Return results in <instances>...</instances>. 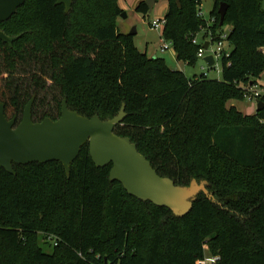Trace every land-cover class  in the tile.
Segmentation results:
<instances>
[{
    "label": "trees",
    "instance_id": "1",
    "mask_svg": "<svg viewBox=\"0 0 264 264\" xmlns=\"http://www.w3.org/2000/svg\"><path fill=\"white\" fill-rule=\"evenodd\" d=\"M56 1L26 0L0 25L18 37L12 47L0 41L8 75L26 59H49L61 99L56 116L38 117L33 104L34 122L57 120L64 100L71 111L103 121L124 107L115 133L175 184L207 181L213 200L201 193L187 215L175 217L111 183V165L97 168L87 144L68 176L57 162L13 165L14 174L0 168V264H196L206 255L219 257L217 264H264V109L247 116L229 106L264 72V0H214L212 29L230 27L219 81L188 79L141 53L134 36L118 30L119 0H73L68 13ZM145 1L134 9L144 18ZM202 1L167 0L164 17L162 38L177 62L192 67L200 47L192 38L205 25L197 17ZM32 79L33 92L0 85L8 120L17 115L19 123L38 96L43 85ZM39 235L53 242L51 254Z\"/></svg>",
    "mask_w": 264,
    "mask_h": 264
},
{
    "label": "water",
    "instance_id": "2",
    "mask_svg": "<svg viewBox=\"0 0 264 264\" xmlns=\"http://www.w3.org/2000/svg\"><path fill=\"white\" fill-rule=\"evenodd\" d=\"M26 0H0V25L7 22ZM73 0H57L65 13L71 9ZM149 10L154 6L153 0L145 1ZM180 6L179 0H175ZM220 26L226 13V6L221 4L217 10ZM120 17H125L121 13ZM129 35L134 36L135 30ZM18 37L7 36L0 30V41L12 47ZM206 48V45L203 46ZM208 67L213 65L212 56L203 59ZM33 96L26 104L22 118L17 123L15 115L8 120L4 114V105L0 104V168L14 174L13 165L60 163L66 175L70 173L72 163L78 158L84 145H88L89 155L97 168L111 165L109 180L119 183L131 197L142 202H149L156 207L166 208L175 217H184L192 209L199 194L213 200L209 192V183L205 180H192L189 185L181 186L173 180L160 176L151 163L138 152L137 147L127 137L115 133L124 118V107L117 116L101 120L97 115L88 118L71 111L64 100L61 104V115L53 121L44 119L34 122L32 108ZM264 109L259 101L256 111Z\"/></svg>",
    "mask_w": 264,
    "mask_h": 264
},
{
    "label": "rangeland",
    "instance_id": "3",
    "mask_svg": "<svg viewBox=\"0 0 264 264\" xmlns=\"http://www.w3.org/2000/svg\"><path fill=\"white\" fill-rule=\"evenodd\" d=\"M138 2H140V0H119L118 3L123 6L122 10L125 13V17L121 18L119 16L116 24L123 34H129L132 30H135L134 43L141 53H144L147 48V54L150 57L157 56L163 58L166 65L175 71L181 67L184 71V75L188 79H192L194 75L200 76L203 74H206V77L210 80L219 81L221 79L220 72L217 73L216 70L209 69L201 60H198L194 67L183 62L176 64L168 57V53L160 52L161 32L151 30L149 23L165 17L168 8L167 0H158L145 18L134 11ZM213 6L214 0H204L199 5L203 18L206 21L209 19ZM220 31L228 33L230 27L224 25ZM202 37L203 34L197 35L199 41ZM225 47L231 49L228 45H225ZM43 59L44 58L42 57L37 59H26L24 62L17 65L16 70L12 75H8L0 59V85L7 84L8 82L12 84L13 89L14 87H19L20 91H22L31 88V91L33 92L34 84L32 78L33 76L40 77V85H43V87L38 90V96L36 95L34 103L36 104V110L39 114L38 117H42L45 113L56 116L57 103L61 98L59 90L50 80L51 66L49 64V59ZM257 85L259 88L264 89V72L257 80ZM229 106L236 107L239 112L247 116H252L258 113L256 111L257 102H248L247 99H243L242 101H232L229 103ZM53 245L52 241L44 240L43 235H39V246L44 253L51 254ZM208 257L210 256L206 255V258Z\"/></svg>",
    "mask_w": 264,
    "mask_h": 264
},
{
    "label": "built area",
    "instance_id": "4",
    "mask_svg": "<svg viewBox=\"0 0 264 264\" xmlns=\"http://www.w3.org/2000/svg\"><path fill=\"white\" fill-rule=\"evenodd\" d=\"M197 17L202 19L205 23L203 27L192 38V44L199 45L197 52L198 60L203 61L204 57L212 56L213 65L208 67L205 62L204 65L209 69L216 70L217 73H221L223 70V61L228 59L230 54V49L226 48L225 45H228L227 37L228 33H223L219 30H213V25L215 24V18L209 16V19L206 21L203 18L200 8H197ZM166 24L165 18L154 20L149 23L151 30L161 32L160 38V52L172 54L175 58V53L172 45L169 42H166L162 38V31ZM198 34H203V37L199 41L197 39ZM206 45L204 49L203 46ZM229 47V46H228ZM206 77V74H203ZM264 96V89L258 87V85H249L244 88V99H247L248 102H259L260 98ZM219 262V257H208L203 260L198 261L196 264H217Z\"/></svg>",
    "mask_w": 264,
    "mask_h": 264
},
{
    "label": "crops",
    "instance_id": "5",
    "mask_svg": "<svg viewBox=\"0 0 264 264\" xmlns=\"http://www.w3.org/2000/svg\"><path fill=\"white\" fill-rule=\"evenodd\" d=\"M141 1V0H140ZM137 2V1H136ZM133 6H134V4H133ZM119 7L122 9V7L123 6H121V5H119ZM118 27V26H117ZM118 30H119V32L121 33V31H120V29L118 28ZM139 50V49H138ZM262 52L264 53V48L262 49ZM144 53L148 56V57H150L148 54H147V48L145 49V51H144ZM169 56V58L173 61V62H175L176 64H178L179 62H177L176 60H175V58H174V56H172V54H168ZM153 57H157V56H153ZM169 67V66H168ZM170 68V67H169ZM177 71H180V72H182V73H184V71H183V69L181 68V67H179L178 69H177ZM194 76H196V75H194Z\"/></svg>",
    "mask_w": 264,
    "mask_h": 264
}]
</instances>
